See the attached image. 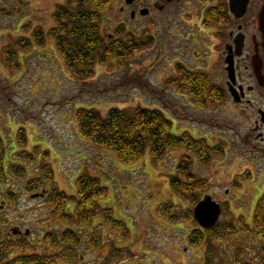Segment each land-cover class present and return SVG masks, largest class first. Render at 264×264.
Listing matches in <instances>:
<instances>
[{
  "label": "rangeland",
  "instance_id": "374dc122",
  "mask_svg": "<svg viewBox=\"0 0 264 264\" xmlns=\"http://www.w3.org/2000/svg\"><path fill=\"white\" fill-rule=\"evenodd\" d=\"M116 2L99 9L102 37L108 40L120 26L126 36L130 32L136 39L143 37L142 31L126 28V16ZM68 4L69 0H0V141L5 173L0 181V233L3 238L14 239L11 230L19 227L28 235L22 238L25 250H13L0 264L20 255L43 254L44 234H60L64 229L80 237L77 264H105V257L114 249L122 253L109 264H205L211 247L210 264H240L234 262L239 249L244 251L241 262L264 264V256L256 253L261 242L248 232L237 230L228 239H204L196 246L189 242L191 231L200 227L193 214L187 219L182 215L194 207L180 200L169 186L180 158H193L194 175L208 185L204 194L224 203L235 224L241 215L248 223L254 204L246 203L257 183L261 182L252 200L264 190V177L254 178L258 170L264 174V162L254 165L251 159L236 155L239 147L232 115L227 121L220 110L195 104L190 97L165 86V81L176 74L177 57L185 55V40L171 33L176 25L173 16L166 14L167 21L163 25L159 21L151 29L156 33H152L153 45L136 53L124 67L111 58L108 63H96L94 77L81 80L66 67L53 40L44 36L43 43L37 44L33 38L36 29L47 35L54 25L57 5ZM23 38L31 42L28 49L17 45ZM12 57L17 66L11 65ZM181 62L192 68L185 56ZM196 67L204 72L206 65L192 69ZM113 107L158 109L172 121V135L189 133L216 145V149H230L227 156L212 153L204 162L197 161L185 147L167 150L160 160L152 158L146 149L132 163L123 164L115 152L95 148L77 129L75 113L79 108L96 109L106 117ZM43 165L51 169L53 179L28 191L26 183L40 177ZM15 169H23L24 174L16 175ZM84 173L97 178L107 194L98 201L90 224L79 226L74 220L65 223L54 214L56 204L46 198L53 188L66 193L70 199L64 213L75 219V180ZM43 190L48 192L45 197L39 195ZM9 191L15 193L13 203L8 200ZM167 204L174 207L175 220L160 213ZM96 230L100 242L94 247L89 239Z\"/></svg>",
  "mask_w": 264,
  "mask_h": 264
},
{
  "label": "trees",
  "instance_id": "16d2710c",
  "mask_svg": "<svg viewBox=\"0 0 264 264\" xmlns=\"http://www.w3.org/2000/svg\"><path fill=\"white\" fill-rule=\"evenodd\" d=\"M112 2L113 0H69L68 6L57 5L53 14L54 25L47 35L36 29L33 37L35 43L42 44L44 36L53 40L66 67L81 80L94 77L96 63H108L111 58H115L116 63L124 67L136 53L153 45V39L148 34L140 39H136L131 33L126 36L123 26H120L115 35L108 40L102 37L100 25L103 15L99 9L111 5ZM29 42V39L23 38L17 45L28 49ZM16 64L12 57L11 65ZM175 73L165 81V86L190 97L195 104L207 106V99L212 97L211 94L215 89L208 77L187 69L181 63H177ZM217 100L214 99L213 105ZM75 117L78 134L82 138L89 140L97 149L115 152L118 160L123 164L132 163L146 149H149L152 158L160 160L164 158L167 150L185 147L199 162L208 161L213 154L222 157L224 152L222 147L216 149V145L210 146L205 139H195L189 133L172 135V121L158 109L113 107L108 110L106 117H102L96 109L79 108ZM19 142L24 144L21 138ZM27 157L32 160V157L28 155ZM3 163V145L0 141V181L5 177ZM192 168L193 158L189 155L181 157L176 165L175 174L169 177V186L180 200H187L195 207L205 195L208 185L205 180L194 175ZM15 174L22 176L24 171L15 169ZM52 175L48 165H43L40 168V177L26 183L28 191L35 190L44 181H51ZM75 187L77 194L75 219L72 215L64 213L65 204L70 197L63 191L53 188L46 200L48 203L56 204L57 209L54 214L65 223L74 220L79 226H87L95 216L98 201L107 194V188L101 186L97 178L86 173L75 180ZM14 195L15 193L9 192L8 200L11 203L14 202ZM173 209V206L167 204L164 209L162 207L160 213L169 216L170 220H175L172 215ZM223 209L225 219L205 230L193 229L189 234V242L196 246L204 239L208 242L211 239H228L235 235L239 227L243 232L257 234L261 242L258 254L264 256V191L254 208L252 227L241 216L237 218L235 224L233 215L227 211L226 205H223ZM192 214L188 211L182 216L187 219ZM96 233L97 230L89 239L94 247L100 242V236L98 237ZM80 244V237L70 229H65L60 234L46 232L43 236V254L16 256L5 264H77L80 260L78 251ZM25 248L24 240L3 238L0 233V262L13 250L23 251ZM210 250L212 251V247L206 252L205 264H210L208 254ZM121 253V249L110 251L105 257V264H109ZM243 255L242 249L237 250L234 253V262L249 264L241 262Z\"/></svg>",
  "mask_w": 264,
  "mask_h": 264
},
{
  "label": "flooded vegetation",
  "instance_id": "af4514ba",
  "mask_svg": "<svg viewBox=\"0 0 264 264\" xmlns=\"http://www.w3.org/2000/svg\"><path fill=\"white\" fill-rule=\"evenodd\" d=\"M116 1L120 13L126 16V28L142 31L141 35L148 34L153 40L151 29L159 21L163 25L166 14L173 16L176 25L171 33L185 40V55L177 57V63L182 64L181 58L185 56L190 68L206 65L204 72L198 67L190 70L207 76L215 88L207 99V107L220 110L227 121L228 116H233L230 119L239 147L236 155L245 156L252 163L264 162V0ZM229 149L227 146L223 152L226 156ZM257 176L261 178L264 174L258 170L254 178ZM256 188L246 203L254 204L248 219L250 227L254 208L264 191L252 200ZM47 193L43 190L39 195L45 197ZM219 204L223 213V203ZM25 234L15 227L11 230L14 236L11 240H21L28 236ZM248 234L260 241L254 232ZM258 251L257 248L260 256Z\"/></svg>",
  "mask_w": 264,
  "mask_h": 264
},
{
  "label": "water",
  "instance_id": "95a60500",
  "mask_svg": "<svg viewBox=\"0 0 264 264\" xmlns=\"http://www.w3.org/2000/svg\"><path fill=\"white\" fill-rule=\"evenodd\" d=\"M221 213L220 205L211 196H205L193 210V218L203 229L211 228L217 222Z\"/></svg>",
  "mask_w": 264,
  "mask_h": 264
}]
</instances>
